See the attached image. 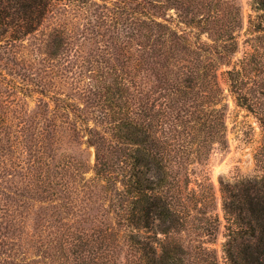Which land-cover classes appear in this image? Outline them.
<instances>
[{
  "label": "trees",
  "instance_id": "16d2710c",
  "mask_svg": "<svg viewBox=\"0 0 264 264\" xmlns=\"http://www.w3.org/2000/svg\"><path fill=\"white\" fill-rule=\"evenodd\" d=\"M241 26L235 0H0V222L54 228L58 264H264V156L219 180L221 259L203 170L227 144L220 67L264 132V35L232 64Z\"/></svg>",
  "mask_w": 264,
  "mask_h": 264
},
{
  "label": "rangeland",
  "instance_id": "374dc122",
  "mask_svg": "<svg viewBox=\"0 0 264 264\" xmlns=\"http://www.w3.org/2000/svg\"><path fill=\"white\" fill-rule=\"evenodd\" d=\"M235 3L240 11L242 26L236 33L238 37V52L232 59V64L239 60L245 52L251 50L253 44L259 46L262 42L255 39L264 35V31H258L252 25V22L256 24L260 20L256 19L257 13L254 12L251 0H235ZM169 14L174 19L171 27L183 31L191 44L195 43L198 37L203 42L209 41L206 34H199L196 30L185 28L179 24L173 11L169 12ZM31 41L32 38L29 37L27 42L30 44ZM1 47H4V44ZM2 51L0 50V72L4 79L0 77V86L4 89H10L9 85L13 80L8 76V62L6 55H2ZM227 69L228 67L226 66L220 67L218 72V79L224 90L226 104L227 144L226 147L215 146L203 167L214 188L218 204L217 214L221 224L212 248L216 250L220 259L224 242V221L219 203V180L221 178L234 179L261 175L262 170L258 167L256 158L264 156L262 154L264 151V132L254 115L238 107L233 97L229 94L223 75V72ZM2 93L3 95L9 94ZM63 149L65 152L74 154L81 161H84L88 169L85 175L86 179L93 177L94 152L91 148H87L84 145L66 144ZM55 244L54 228L44 230L40 226L29 223L26 219H16V222L11 223L0 222V264H58L57 258L51 252V248Z\"/></svg>",
  "mask_w": 264,
  "mask_h": 264
}]
</instances>
